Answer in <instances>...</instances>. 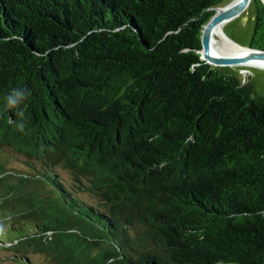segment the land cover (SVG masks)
<instances>
[{
	"label": "trees",
	"instance_id": "obj_1",
	"mask_svg": "<svg viewBox=\"0 0 264 264\" xmlns=\"http://www.w3.org/2000/svg\"><path fill=\"white\" fill-rule=\"evenodd\" d=\"M221 5L0 0V147L28 171L0 164V220L35 230L7 242L17 259L264 264V96L198 52ZM249 7L264 50V0Z\"/></svg>",
	"mask_w": 264,
	"mask_h": 264
},
{
	"label": "rangeland",
	"instance_id": "obj_2",
	"mask_svg": "<svg viewBox=\"0 0 264 264\" xmlns=\"http://www.w3.org/2000/svg\"><path fill=\"white\" fill-rule=\"evenodd\" d=\"M230 1L231 0H222L221 6L227 4ZM253 24L254 8L249 7L248 5L238 16L231 18L220 26V35L217 36L218 41L215 42V47L229 55L230 46H248L253 30ZM213 67L235 74L241 80V83L252 82L253 91L256 94L264 96V68L245 63ZM0 164L6 169H10L15 173L26 174V172H28L25 160L20 154H15L11 150L2 149L1 147ZM59 174L63 178H67L68 176L67 171L62 168L59 169ZM19 181L20 179L18 178H13L11 180V182L15 184L14 194L16 193ZM82 197L85 200L94 202L92 196L84 194ZM10 212L11 211L9 208H5L2 204H0V219H2L4 215L8 216ZM17 226V221L14 220L13 217L0 220V264H27L25 261L15 257L17 254L8 247L10 244L7 242L11 238L26 235L28 233L34 232L35 230L32 227L31 221L28 219H23L22 224H20L22 228L19 231H17ZM26 255L30 260V263L28 264L49 263L48 257L44 253L30 251Z\"/></svg>",
	"mask_w": 264,
	"mask_h": 264
},
{
	"label": "water",
	"instance_id": "obj_3",
	"mask_svg": "<svg viewBox=\"0 0 264 264\" xmlns=\"http://www.w3.org/2000/svg\"><path fill=\"white\" fill-rule=\"evenodd\" d=\"M250 0H231L223 6L215 7L214 14L203 26L201 32V48L199 49V58L212 65L224 66L234 65L246 62L252 59H264V50L254 47H247L249 52L245 56H219L210 53V42L212 28L221 23L227 22L233 17L238 16L249 5ZM245 47V46H240Z\"/></svg>",
	"mask_w": 264,
	"mask_h": 264
},
{
	"label": "clouds",
	"instance_id": "obj_4",
	"mask_svg": "<svg viewBox=\"0 0 264 264\" xmlns=\"http://www.w3.org/2000/svg\"><path fill=\"white\" fill-rule=\"evenodd\" d=\"M31 95L30 89L25 87H15L13 88L5 97V104L7 110H17L16 116L17 120H10L9 123H14L18 131H25L26 124V113L22 108L24 101Z\"/></svg>",
	"mask_w": 264,
	"mask_h": 264
},
{
	"label": "bare ground",
	"instance_id": "obj_5",
	"mask_svg": "<svg viewBox=\"0 0 264 264\" xmlns=\"http://www.w3.org/2000/svg\"><path fill=\"white\" fill-rule=\"evenodd\" d=\"M224 23L216 25L212 28L211 42H210V53L214 54V55H219V56H245L249 52V49L247 47H241L240 48V46L239 47L230 46L229 47V55L225 54L226 52L224 53L223 51H220L217 47H215V42L218 41L217 36L220 35V26L223 25ZM243 63L254 65V66H257L260 68H264V59H252V60H248V61L243 62ZM240 64H242V63H240Z\"/></svg>",
	"mask_w": 264,
	"mask_h": 264
}]
</instances>
